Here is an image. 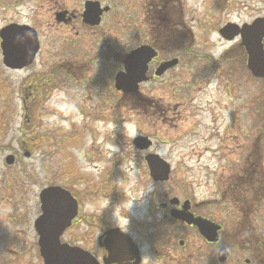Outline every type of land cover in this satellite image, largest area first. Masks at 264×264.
<instances>
[{"label":"rangeland","instance_id":"obj_1","mask_svg":"<svg viewBox=\"0 0 264 264\" xmlns=\"http://www.w3.org/2000/svg\"><path fill=\"white\" fill-rule=\"evenodd\" d=\"M81 2L0 0V28L11 22L29 24L41 42L35 61L21 70L5 68L0 54L1 264H10L12 249L23 250L24 237L31 241L28 228L39 212L42 188L88 191L113 212L124 209L129 219L133 215L146 220L143 197L149 190L185 189L188 184L192 187L187 189H201L197 185L204 132L207 125L218 126L226 119L227 77L236 80L241 105L252 88L261 104L260 82H250L238 49L221 60L226 64L239 53V70L233 76L226 75L227 65H215L209 72L202 56L220 57L228 43L218 35L217 26L264 17V0H184L179 10L190 30L191 52L180 55L181 63L160 79L141 84L138 98L115 90L113 76L121 69L126 50L148 39V34L123 35L119 26L106 20L90 31L75 20L55 21L57 9L77 13ZM131 23L139 27L138 21ZM161 54L169 55L164 49ZM138 135L151 140L147 151L133 146ZM31 139L36 144L30 150ZM24 151L30 154L24 156ZM148 152L171 165L167 182L149 179L144 161ZM8 154L15 157L12 165L4 162ZM30 254L31 264H40L33 246Z\"/></svg>","mask_w":264,"mask_h":264},{"label":"flooded vegetation","instance_id":"obj_2","mask_svg":"<svg viewBox=\"0 0 264 264\" xmlns=\"http://www.w3.org/2000/svg\"><path fill=\"white\" fill-rule=\"evenodd\" d=\"M96 4L99 22L92 24L84 12ZM183 4L184 0H82L77 13L57 9L54 18L58 24L75 20L84 31L95 30L106 20L113 27L119 26L123 35L129 31L148 34V39L126 50L121 69L115 72L125 71L131 50L147 45L155 52L147 64L148 82L160 79L181 63L180 55L191 52L187 41L190 30H186L179 10ZM255 18L238 25L251 23ZM135 21L139 22V27L133 28L131 22ZM222 26H217L216 31L228 46L215 59L204 54L205 68L210 72L215 65H227L226 75L233 76L239 70L238 52L242 53L250 82H260L261 104L256 103L257 94L252 88L247 103L241 105L236 90L238 84L227 77L229 84L224 87L229 99L226 119L218 126L216 123L212 127L207 125L204 132V157L197 185L201 189H187L192 187L188 184L185 189L149 190L143 197L146 198V220L143 221L136 220L133 215L129 219L124 209L115 213L110 205H100L95 195H87L88 191H69L75 202L73 214L65 215L61 209L54 216L56 224L42 230L35 226L43 213L38 200L39 212L28 228L31 241L24 237L23 250L18 253L11 250L8 254L10 264H31L32 246L40 264H46L40 254L41 235L43 241L52 244L49 257L64 264H264V77L255 76L247 68V54L240 34L225 39L219 34ZM35 31L39 42L36 59L41 42ZM163 49L169 54L167 57L162 56ZM235 49L238 55L226 64V61L221 62L224 55ZM172 59H177L175 65L159 75L155 73L159 65ZM209 60L213 61L209 63ZM139 91L122 94L138 98ZM244 108L246 110L241 113ZM149 148L135 147L139 151ZM146 171L152 183H162L150 177L148 168ZM171 172L170 165V175Z\"/></svg>","mask_w":264,"mask_h":264},{"label":"water","instance_id":"obj_3","mask_svg":"<svg viewBox=\"0 0 264 264\" xmlns=\"http://www.w3.org/2000/svg\"><path fill=\"white\" fill-rule=\"evenodd\" d=\"M86 19L92 24H98L97 4L84 12ZM220 34L231 39L240 34L241 44L247 53V68L258 77H264V17L256 18L251 24H243L241 27L235 23H227L220 29ZM39 48L37 32L26 24L10 23L0 28V50L1 61L5 68L22 69L30 65ZM155 52L147 45L139 46L131 50L127 56L125 71L117 72L114 76V87L125 94H136L139 83L146 81L147 64ZM177 63V59H172L162 63L156 69V74H161L164 70ZM133 145L138 149H146L151 145V141L146 136H137L132 140ZM25 156L29 153L25 152ZM149 174L153 180L166 181L169 178V164L157 154H148L145 157ZM5 164L11 165L14 156L8 154L4 159ZM42 215L35 221L37 230H42L47 226L56 224L54 216L63 209L65 215H72L75 202L70 193L57 185L46 186L41 189L39 195ZM40 254L46 264H64L49 257L48 253L52 244L43 241L42 235L39 239Z\"/></svg>","mask_w":264,"mask_h":264},{"label":"trees","instance_id":"obj_4","mask_svg":"<svg viewBox=\"0 0 264 264\" xmlns=\"http://www.w3.org/2000/svg\"><path fill=\"white\" fill-rule=\"evenodd\" d=\"M35 117H37V115H36V113H34L33 112V118H35ZM38 143V142H37ZM36 144V142H34V140L33 139H31L30 141H29V143H28V148L31 150L32 148V146H34Z\"/></svg>","mask_w":264,"mask_h":264},{"label":"clouds","instance_id":"obj_5","mask_svg":"<svg viewBox=\"0 0 264 264\" xmlns=\"http://www.w3.org/2000/svg\"><path fill=\"white\" fill-rule=\"evenodd\" d=\"M212 54H213V55H216L217 53L213 52Z\"/></svg>","mask_w":264,"mask_h":264}]
</instances>
